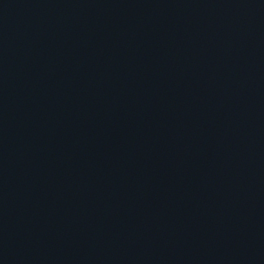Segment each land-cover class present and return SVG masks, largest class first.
<instances>
[{
  "label": "water",
  "instance_id": "obj_1",
  "mask_svg": "<svg viewBox=\"0 0 264 264\" xmlns=\"http://www.w3.org/2000/svg\"><path fill=\"white\" fill-rule=\"evenodd\" d=\"M0 264H264V0H0Z\"/></svg>",
  "mask_w": 264,
  "mask_h": 264
}]
</instances>
